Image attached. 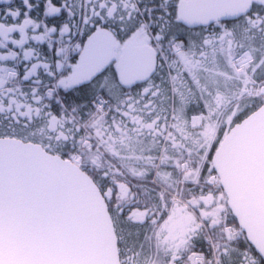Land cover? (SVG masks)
Listing matches in <instances>:
<instances>
[{
	"label": "snow or ice",
	"instance_id": "6c2138e0",
	"mask_svg": "<svg viewBox=\"0 0 264 264\" xmlns=\"http://www.w3.org/2000/svg\"><path fill=\"white\" fill-rule=\"evenodd\" d=\"M0 4V264H19L12 241L89 223L107 226L119 260V218L143 225L170 204L188 226L145 235L167 264H264V244L228 226L224 168L264 119V0ZM183 184L211 209L199 223Z\"/></svg>",
	"mask_w": 264,
	"mask_h": 264
},
{
	"label": "water",
	"instance_id": "95a60500",
	"mask_svg": "<svg viewBox=\"0 0 264 264\" xmlns=\"http://www.w3.org/2000/svg\"><path fill=\"white\" fill-rule=\"evenodd\" d=\"M224 168L229 210L253 244H264V119L254 118ZM115 247L103 223H89L69 236L21 237L11 242L19 264H121Z\"/></svg>",
	"mask_w": 264,
	"mask_h": 264
},
{
	"label": "flooded vegetation",
	"instance_id": "af4514ba",
	"mask_svg": "<svg viewBox=\"0 0 264 264\" xmlns=\"http://www.w3.org/2000/svg\"><path fill=\"white\" fill-rule=\"evenodd\" d=\"M13 3L19 4L20 0H13ZM3 5L0 4V8H2ZM37 16H39L40 12L39 10H36ZM243 34L241 33V36ZM257 43H259V40H257ZM20 72L23 73V65H20ZM79 96V94H76ZM80 103L85 109L90 107L91 100L85 99V100H78L76 101ZM9 114L8 113H0V123H6L8 119ZM119 118L117 117V120ZM35 128V125H34ZM139 147V146H138ZM174 178H181V173L173 171ZM148 180H151L152 177H148ZM129 182L132 185H135L137 183H141V181H138L136 179H131L129 177ZM200 184L204 187V193L207 195L209 192L215 191V185L212 188H209L205 185H203V178L200 180ZM151 186V185H149ZM181 188L184 190V196L182 198V204L181 206H185L184 202L191 201L194 197L197 198L198 204L196 207H187V214L192 216L193 219L199 223V217L202 215V212L204 210L211 211V209H202L200 207V201L199 196L201 194L200 188L196 187L193 184H183L180 185ZM133 192H137L138 189L133 187ZM223 191V190H221ZM175 193H173L174 195ZM167 199H171V196L166 197ZM178 199H181L177 197ZM146 199V198H142ZM216 199L219 200L220 196L219 193L216 195ZM226 200V196H225ZM227 202V200H226ZM154 203L153 202H150ZM217 205H213V207H216ZM227 214V213H225ZM231 220V217L229 216V221ZM153 221H158V223L153 224ZM187 223L185 222L184 218L181 216H173L172 215V205L170 204L167 210V213L161 217L157 215L156 217H149V222L143 225H135V224H129L125 221L124 217H120L116 224V232H117V239L122 238V242L119 244V258L121 264H167L165 260V250L164 248L157 249V240L155 237L152 239H145V235L148 234L149 236L152 235L153 231L159 233L161 230L163 231V235L167 236L170 233L172 235H178L180 234L186 227ZM231 229L241 232L239 227L233 224L228 225ZM219 233V230H216L212 233L213 237H216ZM243 237L244 233L240 236V243H243ZM204 250L207 251V245H203ZM197 248L199 250L200 245H197ZM128 258H132L131 261H129Z\"/></svg>",
	"mask_w": 264,
	"mask_h": 264
},
{
	"label": "trees",
	"instance_id": "16d2710c",
	"mask_svg": "<svg viewBox=\"0 0 264 264\" xmlns=\"http://www.w3.org/2000/svg\"><path fill=\"white\" fill-rule=\"evenodd\" d=\"M230 223L233 224V225H236V226H237L235 220H232V219H231V220L229 221V224H230Z\"/></svg>",
	"mask_w": 264,
	"mask_h": 264
}]
</instances>
